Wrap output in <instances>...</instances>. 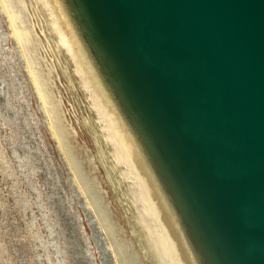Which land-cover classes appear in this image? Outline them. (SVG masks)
I'll return each instance as SVG.
<instances>
[{
	"label": "water",
	"instance_id": "95a60500",
	"mask_svg": "<svg viewBox=\"0 0 264 264\" xmlns=\"http://www.w3.org/2000/svg\"><path fill=\"white\" fill-rule=\"evenodd\" d=\"M198 264H264V0H63Z\"/></svg>",
	"mask_w": 264,
	"mask_h": 264
},
{
	"label": "bare ground",
	"instance_id": "6f19581e",
	"mask_svg": "<svg viewBox=\"0 0 264 264\" xmlns=\"http://www.w3.org/2000/svg\"><path fill=\"white\" fill-rule=\"evenodd\" d=\"M1 1L107 255L114 264H198L63 0Z\"/></svg>",
	"mask_w": 264,
	"mask_h": 264
},
{
	"label": "rangeland",
	"instance_id": "374dc122",
	"mask_svg": "<svg viewBox=\"0 0 264 264\" xmlns=\"http://www.w3.org/2000/svg\"><path fill=\"white\" fill-rule=\"evenodd\" d=\"M18 44L0 0V264H114Z\"/></svg>",
	"mask_w": 264,
	"mask_h": 264
}]
</instances>
